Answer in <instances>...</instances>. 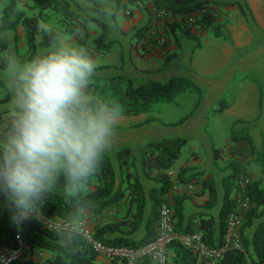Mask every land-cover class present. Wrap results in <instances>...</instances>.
<instances>
[{"label":"trees","instance_id":"trees-1","mask_svg":"<svg viewBox=\"0 0 264 264\" xmlns=\"http://www.w3.org/2000/svg\"><path fill=\"white\" fill-rule=\"evenodd\" d=\"M7 1L3 9L0 34L13 32L15 43L20 39L18 28L23 26L26 44L28 47V59L37 54L39 45L36 37L41 33L40 45L49 47L51 41L57 35L49 29H42L40 32L39 18L44 15L45 9H52L63 16L62 20L67 30H76L75 20L94 21L102 27L104 34L107 32V24L96 17L86 16L76 13L71 7L69 0H33L39 8L38 16L26 15L25 11L18 7V0ZM99 13L104 9L96 0H89ZM120 5L122 0H113ZM137 0H128L127 3H135ZM211 2H221L233 4L239 8L240 13L251 23L260 33L262 31L256 26V18L246 0H154L156 9H166L173 19L166 22L168 37L175 36L182 32L192 40H198L193 32V26L211 30L216 36L231 40L229 29L225 24L215 22V12L210 5ZM124 5V4H123ZM125 7V6H124ZM181 16L180 19L176 18ZM185 16H195L193 25L185 21ZM45 17L44 19H46ZM80 20V21H81ZM152 21L133 27V36L141 41ZM104 34L95 41L99 44ZM144 47L146 43H143ZM199 45V44H197ZM107 47L110 43L106 44ZM9 47L4 38H0V52H4ZM172 57L169 55L165 59V66H169ZM0 67L3 68L2 62ZM249 74H243L239 80H243ZM101 83L91 85L93 92L98 93L101 100L111 101L119 104L122 108V115L139 114L149 111L153 105L161 102H171L184 92L196 91L199 97L203 95V90L188 76L174 75L166 81L147 79L136 82L132 77L124 73H117L105 78H95ZM0 92L4 96L0 98V103L8 102L10 97L6 95L4 87L0 84ZM201 99L199 98L196 107ZM221 106L213 110L215 113L223 112L229 104L221 101ZM188 118L185 116L175 123H182ZM3 122L0 114V123ZM232 140H248L254 150V145L248 133L233 132ZM188 139L183 137H167L160 140L147 141L140 149V154L128 146L121 147L112 157L105 153L99 172L93 178L88 191V199L93 202V207L85 206L96 215L101 214L105 208L116 205L127 198V209L124 217L119 221L107 222L97 225L94 229V237L103 243L139 248L148 244L157 237V226L160 216V207L166 202V195L175 184L190 181L192 178H184L186 168H182L175 181L171 179L166 171L178 159L182 149L187 145ZM215 158L221 156V149L213 147ZM231 173L223 178L224 196L223 203L219 210L218 218L206 213H197L188 218L187 225L183 226V203L187 196H177L173 205V218L175 228L180 232H191L194 229L190 222L199 219V231L203 239L210 246H220L224 241L227 229V220L230 213L235 209V200L232 191L235 183L239 179L241 164L238 160L229 162ZM141 174L149 179L155 180L159 186L149 190L151 210L146 216L147 196L141 181ZM202 184L209 190V200L206 202L211 207L216 202L217 192L214 182L202 180ZM248 195L251 200V207L244 213L241 224V234L243 240L242 249L228 250L219 264H264V189L261 180H252L248 184ZM71 211L63 196V184L58 185L55 193L45 203L41 209V216L56 217L60 219L66 227L53 229L44 226L41 219H29L22 225L17 226L11 219L12 211L10 206L0 199V248L17 249L24 247L27 252L36 249L46 250L51 253L44 260H36L32 257L19 258L9 264H97L99 257L92 246L84 238L83 233L78 230L74 222L78 217H70ZM256 223L251 237L246 236L245 230ZM142 229L144 232L139 238L134 234ZM64 241L62 243L61 241ZM175 253V264H197L198 256L191 249L180 243H173L169 246ZM103 264H125L117 259H112ZM140 264H149L148 260Z\"/></svg>","mask_w":264,"mask_h":264},{"label":"crops","instance_id":"crops-1","mask_svg":"<svg viewBox=\"0 0 264 264\" xmlns=\"http://www.w3.org/2000/svg\"><path fill=\"white\" fill-rule=\"evenodd\" d=\"M69 1L76 13L86 16L90 15L103 20L107 24V32L104 34L102 27L96 22L84 19L81 22L76 19L74 22L77 28L74 32H71L67 30L64 24L65 20H62L63 16L58 12V19L51 12L47 15L46 20H43L41 17L39 18V32L46 28L55 33L57 37L68 35L72 37L74 44L87 48L98 65L94 79L124 73L132 77L136 82H142L147 79L166 81L176 75L177 70L172 63L169 66H165V59L169 55H178L180 62L184 61V58H189L191 72L197 73L198 78H201L199 80L204 81L213 80L228 72H232L229 76L236 78L238 75L244 74V68L241 65L244 63L243 59H245V55H247L245 53H249L250 51L249 59H253L251 66L257 65L259 62L262 65L264 61V47L260 46L262 44L261 38L250 27L236 5L221 2H211L210 4L215 12V22L226 25L229 29L231 40L216 36L209 29L193 26V32L199 41L192 40L182 32H178L175 36L169 38V43L164 47L147 44L144 47L142 40L138 41L133 36V27L150 22L157 16V9L153 5L154 0H137L135 3H127L128 0H122L120 5L113 0H96L104 9L103 13H99L89 0ZM246 1L255 15L258 28L264 33V14L262 16L258 12V4L264 3V0ZM6 4L7 1L0 0V25L2 23L3 9ZM18 7L24 10L26 15H39V8L35 6L33 0H18ZM29 8L33 9L29 10ZM220 9H223L226 13H219ZM47 10L52 9H45L44 12L46 13ZM194 17L185 16V21L192 26ZM176 18L180 19L181 16H177ZM6 33H8V36L4 39L8 45L11 46L19 57L28 60V47L23 26L20 25L18 28L20 39L17 43H15L13 38V32ZM103 34V40L97 44L95 40ZM41 40L42 36L39 33L36 37L37 44L39 45L37 54L47 49V47L40 45ZM209 41H211V46L214 50V66L207 68L199 67L197 61L201 57L199 54L204 51ZM108 43H110L109 47L106 46ZM257 47L259 50L255 51ZM239 68L241 70L240 73ZM260 68L261 71L256 70L255 67L246 69L256 72L257 78L248 76L243 80L238 79L234 84L232 82L227 83V81L222 82L221 80L220 82H210L207 87L203 86L202 89L205 90V97L200 106L201 110H193L194 104L192 109L184 112L183 115L168 117L160 113L156 106L159 103H156L147 112L122 115L116 129L113 145L106 153L114 157L118 149L128 146L139 155L141 147L147 141L160 140L167 137L187 138V145L182 149L178 159L166 172L175 181L181 169L186 168L183 177L192 179L175 184L166 195V203L174 212L172 207L175 198L182 195L187 196L183 203V226L187 225L190 216L201 212L210 214L217 219L225 192L223 178L231 173V168L229 167L230 161L238 160L240 162L241 170L239 177L247 173L250 181L264 179L262 172L263 163L258 160V157L253 156L254 150L251 147V143L245 139L235 141L231 138L233 132L239 134L248 133L256 150L261 149L263 146L264 82L262 83L261 78L264 77V70L261 66ZM2 69L0 67V71ZM91 90L93 92V89ZM228 92L232 94L233 100L228 102L229 106L223 112L214 113L213 110L218 106V102L228 97ZM1 94L0 92V98L3 97ZM195 100L193 99L191 104ZM206 102H211V105L203 110L202 108H204ZM7 103H0V114H2L3 121L7 118ZM185 116H188L185 121L175 123ZM216 122L218 123L216 124ZM205 128L210 134L208 139L209 145H206V147L204 144H207V142L202 140L206 136L203 133ZM219 138L222 139L221 142ZM213 147L221 149V156L219 158L214 157ZM202 180L214 182L217 197L215 204L211 207L206 205L210 194L209 190L203 186ZM141 181L148 200L146 207V216H148L151 210L149 190L158 187L159 184L152 178L145 177L143 174H141ZM236 191L237 188L234 187L232 191L233 198H235ZM126 209L127 198L116 205L105 208L99 215L86 209L78 216L74 225L80 231L87 230L94 233L97 225L121 220L126 213ZM258 221H255L253 226L245 230L246 236L251 237V233ZM190 226L194 230H199V219H193L190 222ZM143 232L140 229V231L134 234V237L139 238ZM175 257L174 251L170 249L168 264H175ZM109 261L110 259L99 256L97 264ZM197 264H206V262L198 257Z\"/></svg>","mask_w":264,"mask_h":264},{"label":"clouds","instance_id":"clouds-1","mask_svg":"<svg viewBox=\"0 0 264 264\" xmlns=\"http://www.w3.org/2000/svg\"><path fill=\"white\" fill-rule=\"evenodd\" d=\"M0 62V84L10 97L0 123V199L20 226L41 217L62 181L69 216H80L93 207L88 191L113 145L121 106L93 94L98 65L71 36L54 38L28 60L9 46Z\"/></svg>","mask_w":264,"mask_h":264},{"label":"built area","instance_id":"built-area-1","mask_svg":"<svg viewBox=\"0 0 264 264\" xmlns=\"http://www.w3.org/2000/svg\"><path fill=\"white\" fill-rule=\"evenodd\" d=\"M172 19L173 15L168 10L157 9V16L152 20L142 42L159 47L167 45L169 37L166 31V22ZM237 183L234 198L236 206L228 217L224 241L220 246L215 247L207 244L199 230L178 231L175 228L173 211L166 202L160 207L157 237L139 248L106 244L96 239L94 234L87 230L81 232L99 256H104L110 260L117 259L125 264H140L144 260H148L149 264H168L169 246L173 243H180L191 249L206 264H219L228 250L243 248L241 224L244 213L252 205L247 189L250 180L247 176H241ZM40 219L44 226L49 228L59 230L66 227V224L56 217L41 216ZM23 249V246L17 249L0 248V264H9L11 261L21 258Z\"/></svg>","mask_w":264,"mask_h":264},{"label":"rangeland","instance_id":"rangeland-1","mask_svg":"<svg viewBox=\"0 0 264 264\" xmlns=\"http://www.w3.org/2000/svg\"><path fill=\"white\" fill-rule=\"evenodd\" d=\"M231 5H233V4H231ZM31 9H33V8H29V10H31ZM52 13L55 17H56V19H58V13L56 12V11H54V10H47L46 11V13L44 12V15L43 16H41V18L43 19V20H46V19H44L45 17H47V15L49 14V13ZM219 13H221V14H223V13H226L225 11H223V9H220L219 11H218ZM240 12V11H239ZM258 12H259V14L261 15L262 14V16H263V14H264V3H261V4H258ZM127 14V13H126ZM129 15V14H128ZM242 15V14H241ZM245 19H246V21H247V23L250 25V27L253 29V30H255V32H257L258 34H259V36H260V38H261V40H262V44L260 45V46H263L264 47V33H260L257 29H255V27H254V22L253 23H251L246 17H245ZM79 20V19H78ZM81 20V19H80ZM79 20V21H80ZM81 22V21H80ZM256 26H258L257 25V22H256ZM212 44H211V41H209V43L208 44H206V47H205V49H204V51L202 52V53H200L199 55L201 56V57H199V59L197 60L198 61V66L200 67H205V68H207V67H211V66H214V61L215 60H213V58H214V56H213V54H214V50H213V47L211 46ZM164 47V46H163ZM262 48V47H261ZM257 50H259V48L257 47V49L255 48V51H257ZM251 52V51H250ZM249 52V53H250ZM249 53H245V54H247V55H245V59H243L244 61V63L241 65V67H243L244 68V74H249L250 75V77H254V78H257V74H256V72H253V71H249V70H246V69H249V68H251V67H255V69L256 70H258V71H261V68H260V66L262 67V69L264 70V61L262 62V65H261V63L259 62V63H257V65H254V66H251L252 64H251V62L253 61V59H249L250 57H249ZM171 63H172V65L174 64L175 65V67L177 68V70H176V75H186V76H188L189 78H191L201 89L203 88V86H205V87H207L209 84H210V82L211 83H213V82H220L221 80H222V82L223 81H227V83H229V82H232V84H234V82L235 81H237L242 75L240 74V75H235V76H237V78L236 77H233V76H229V75H231L232 74V72L231 73H224L223 75H221V76H219V77H217V78H214L213 80H207V81H204V80H199V79H201V78H198V75H197V73H195V72H191V64H190V62H189V58H184V61H182V62H180V59H179V57H178V55H174V57H172V60H171ZM237 67H239V66H237ZM240 68H239V73H240ZM246 71V72H245ZM234 73H235V71H234ZM262 80V83L264 82V77H262L261 78ZM95 83H101V81L99 82L98 80H93V84H95ZM264 84V83H263ZM91 87V86H90ZM91 89H92V87H91ZM203 90V95L201 96V97H199V93L198 92H196V91H188V92H184V93H182V94H180L177 98H176V100L175 101H173V102H168V103H159L158 105H156L157 107H158V109H159V111H160V113L162 114L163 113V115H167L168 117H177V115H180V114H182L183 115V113L184 112H186V111H190V109H192V107L194 106V104H195V106L193 107V108H195L196 107V104H197V102H198V100H199V98L201 99V102L199 103V105H198V107L196 108L197 110H201V104L203 103V99H204V97H205V90L204 89H202ZM2 93V92H1ZM4 96V93H2L1 94V96ZM94 95H96L97 96V98H99L100 99V96H99V94L98 93H94ZM228 97L227 98H225V99H222L221 101H224V102H226V103H228V102H230V101H232L233 100V96H232V94L230 93V92H228ZM197 98V100H195ZM193 99L195 100V102L193 103V104H191V102H193ZM221 101L220 102H218V106L217 107H220L221 105ZM179 102V103H178ZM210 105H211V102H206L205 104H204V108H202L203 110H205L207 107H210ZM216 107V108H217ZM193 110H195V109H193ZM210 112H211V110H209ZM210 112H209V114H210ZM263 112H264V109H263ZM216 113V112H215ZM264 114V113H263ZM218 122H216V124H217ZM206 127V126H205ZM203 133H205L206 134V136H205V138H202V140H204V141H206L207 142V144H204L205 145V147H206V145H209V137H210V134H209V132H208V130L205 128L204 129V132ZM218 134V133H217ZM219 141L221 142L222 141V139L221 138H219ZM254 153H253V156H255L256 158L258 157V160L261 162V163H263V168H262V172H263V174H264V143H263V146H262V148L261 149H259V150H256L255 148H254V151H253ZM243 176H247V173H244V175ZM237 185H238V183L236 182L235 183V185H234V187H236L237 188ZM261 185H262V187H263V189H264V179H262L261 180ZM51 255V253L49 252V251H46V250H41V249H36V250H34L33 252H27L25 249H23V255H22V258H29V257H32V258H34V259H36V260H44V259H46L47 257H49Z\"/></svg>","mask_w":264,"mask_h":264}]
</instances>
